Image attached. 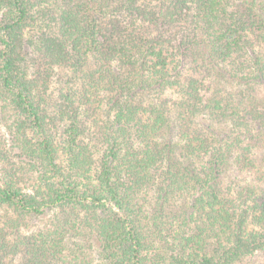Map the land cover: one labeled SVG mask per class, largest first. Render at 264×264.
Returning a JSON list of instances; mask_svg holds the SVG:
<instances>
[{
  "label": "trees",
  "instance_id": "16d2710c",
  "mask_svg": "<svg viewBox=\"0 0 264 264\" xmlns=\"http://www.w3.org/2000/svg\"><path fill=\"white\" fill-rule=\"evenodd\" d=\"M0 264H264V0H0Z\"/></svg>",
  "mask_w": 264,
  "mask_h": 264
}]
</instances>
